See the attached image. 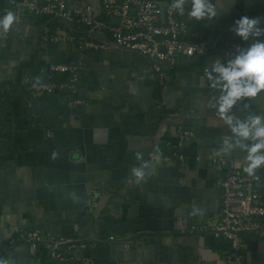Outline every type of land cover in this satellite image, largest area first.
<instances>
[{
	"label": "crops",
	"instance_id": "crops-1",
	"mask_svg": "<svg viewBox=\"0 0 264 264\" xmlns=\"http://www.w3.org/2000/svg\"><path fill=\"white\" fill-rule=\"evenodd\" d=\"M65 4L74 19L71 29L61 17L0 0V17L15 16L8 32L0 30V260L226 264L228 244L214 233L222 175L214 160L230 158L243 171L244 154H217L229 130L210 105L218 92L207 86L201 69L216 59L226 62L233 52L228 44L243 46L231 31L233 22L243 15L264 20V3L220 0L215 21H195L175 11L187 24L184 38L208 50L163 62L121 49L105 29L90 31L75 21L79 9L117 23L104 15L101 0ZM81 34L106 48H80ZM58 63L75 67L72 90L51 95L27 90L31 77L65 81L66 74L51 69ZM75 98L81 102L72 103ZM233 111L241 117L264 115V91L238 102ZM184 130L192 135L183 137ZM144 162L147 175L137 183L131 170ZM257 174L264 200V168ZM90 201L96 203L93 211ZM30 230L45 241L69 237L93 245L62 249L63 260L51 259L46 249L29 256L22 239ZM241 239L242 264H264V218Z\"/></svg>",
	"mask_w": 264,
	"mask_h": 264
},
{
	"label": "built area",
	"instance_id": "built-area-1",
	"mask_svg": "<svg viewBox=\"0 0 264 264\" xmlns=\"http://www.w3.org/2000/svg\"><path fill=\"white\" fill-rule=\"evenodd\" d=\"M159 0H101L104 15L117 19L118 22H106L86 12L76 10V22H82L90 31L105 29L111 36L113 43L124 50L150 57L158 62L174 59L180 55L194 57L207 52L203 43L188 41L184 38L187 24L177 17L170 5H166L161 12ZM9 5L15 9H23L37 15L58 16L73 22V17L66 12L65 0H9ZM82 49L106 48L104 44L89 37L80 35L76 38ZM237 43L226 46L234 51ZM206 67L203 66L202 73ZM53 71L67 74V79L61 82L43 81L35 77L28 80L27 90L37 95H51L58 90H72L77 77V71L71 64L58 63L51 66ZM75 98L72 103L79 104ZM183 137L191 136L189 130L182 132ZM216 168L222 172L219 180L220 188V217L214 227V233L221 236L228 244L225 255L226 264H242L241 234L260 228L264 218V200H262L256 184L259 176H248L244 171L236 168L230 158L214 160ZM89 210L96 208V203H88ZM111 240L114 237L110 238ZM23 244L28 255L34 256L40 244H44L48 256L53 260H63L66 254L62 249L85 248L90 244L84 240L69 237H58L45 241L36 230L27 231L23 236ZM12 243V242H11Z\"/></svg>",
	"mask_w": 264,
	"mask_h": 264
},
{
	"label": "clouds",
	"instance_id": "clouds-1",
	"mask_svg": "<svg viewBox=\"0 0 264 264\" xmlns=\"http://www.w3.org/2000/svg\"><path fill=\"white\" fill-rule=\"evenodd\" d=\"M219 3L220 0H172L171 8L180 15L186 12L195 21H215L220 15ZM14 21L13 13L4 14L0 17V30L8 32ZM231 31L243 41V46L237 45L226 62L213 60L205 68L204 76L207 86L218 92L210 105L229 130L217 154L236 150L243 153V171L255 177L257 170L264 168V115L244 112L241 117L233 109L238 102L264 91V20L243 15L234 20ZM248 107L244 105L245 109ZM136 158L142 159L139 152ZM147 167L149 164L144 162L131 170L137 183L147 175ZM0 264L7 262L0 260Z\"/></svg>",
	"mask_w": 264,
	"mask_h": 264
},
{
	"label": "water",
	"instance_id": "water-1",
	"mask_svg": "<svg viewBox=\"0 0 264 264\" xmlns=\"http://www.w3.org/2000/svg\"><path fill=\"white\" fill-rule=\"evenodd\" d=\"M166 5L167 4H165V3H160V8H161V12L163 13V10H164V8L166 7ZM58 20H61V21H63V22H65L66 24H67V26L71 29L72 28V23L71 22H69L67 19H65V18H59ZM89 34H91V35H93V36H96V37H98V38H100V39H105L104 38V35L103 34H101V33H94V32H90Z\"/></svg>",
	"mask_w": 264,
	"mask_h": 264
},
{
	"label": "trees",
	"instance_id": "trees-1",
	"mask_svg": "<svg viewBox=\"0 0 264 264\" xmlns=\"http://www.w3.org/2000/svg\"><path fill=\"white\" fill-rule=\"evenodd\" d=\"M81 32H82V30H80ZM81 35H84V34H81ZM64 74V73H63ZM67 75V74H66ZM61 82V81H60ZM45 251V246H44V244H40V246H39V248H38V252L36 253V254H39V253H41V252H44ZM46 252V251H45ZM35 254V255H36ZM29 256H31V255H29Z\"/></svg>",
	"mask_w": 264,
	"mask_h": 264
}]
</instances>
